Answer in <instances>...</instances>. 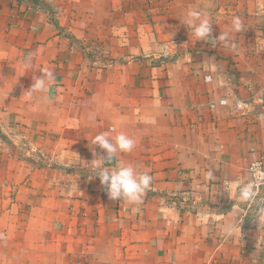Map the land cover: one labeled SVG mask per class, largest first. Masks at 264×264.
I'll use <instances>...</instances> for the list:
<instances>
[{"label":"crops","instance_id":"1","mask_svg":"<svg viewBox=\"0 0 264 264\" xmlns=\"http://www.w3.org/2000/svg\"><path fill=\"white\" fill-rule=\"evenodd\" d=\"M112 128L140 203L85 167ZM259 157L264 0H0V264H264V188L239 198Z\"/></svg>","mask_w":264,"mask_h":264},{"label":"clouds","instance_id":"2","mask_svg":"<svg viewBox=\"0 0 264 264\" xmlns=\"http://www.w3.org/2000/svg\"><path fill=\"white\" fill-rule=\"evenodd\" d=\"M185 25L191 27L193 34L199 38V41H204L211 36L212 23L202 15L200 11H189ZM232 28L239 32L243 25L241 18L236 16L232 18ZM219 41L228 42L229 36L227 33H221L216 39ZM32 56L29 54L25 61V68L31 67ZM55 81V74L52 71H47L43 74L34 77L30 90V94L34 91H46L48 86ZM115 129L102 131L96 134L91 141V146H98L104 153L102 156H97L90 164L85 167L95 172V177L99 178L100 184L107 189V194L111 200H127L132 203H140L143 194L151 186L153 177L147 173L138 172L131 163H125L121 160L118 166L107 167L106 165L113 161L118 154L131 153L135 146V140L124 132L117 133L114 137L110 136ZM93 155L96 156L93 149ZM256 197V191L252 184H244L239 189V198L245 201H253ZM258 215H264V208L257 210Z\"/></svg>","mask_w":264,"mask_h":264},{"label":"built area","instance_id":"3","mask_svg":"<svg viewBox=\"0 0 264 264\" xmlns=\"http://www.w3.org/2000/svg\"><path fill=\"white\" fill-rule=\"evenodd\" d=\"M249 183L252 184L256 194L264 188V158H254L249 165Z\"/></svg>","mask_w":264,"mask_h":264}]
</instances>
